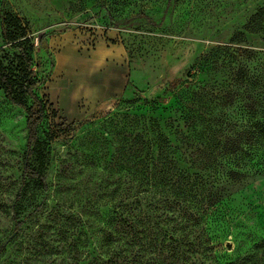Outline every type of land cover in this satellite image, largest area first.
Returning <instances> with one entry per match:
<instances>
[{
	"label": "rangeland",
	"instance_id": "374dc122",
	"mask_svg": "<svg viewBox=\"0 0 264 264\" xmlns=\"http://www.w3.org/2000/svg\"><path fill=\"white\" fill-rule=\"evenodd\" d=\"M7 12L27 25L34 74L47 78L37 90L49 104L38 134L47 189L23 183L26 114L0 91V264L133 259L130 207L151 215L143 193L165 171L191 182L216 172L220 191L213 208L189 200L175 212L177 235L214 248L185 247L177 264H264V150L259 139L256 153L230 150L264 121V0H0Z\"/></svg>",
	"mask_w": 264,
	"mask_h": 264
},
{
	"label": "trees",
	"instance_id": "16d2710c",
	"mask_svg": "<svg viewBox=\"0 0 264 264\" xmlns=\"http://www.w3.org/2000/svg\"><path fill=\"white\" fill-rule=\"evenodd\" d=\"M0 19L4 43L13 50L9 61L0 60V91L8 102L19 107L26 114L28 142L25 152L23 183L29 180L38 189L46 190V172L43 167L46 157L38 134L39 127L47 117L49 104L38 95L37 90L47 82V78L38 79L34 74L31 56L33 43L29 37L27 25L18 16L9 12L0 14ZM250 32L255 33L256 30L250 29ZM240 36V33H234L230 43L239 44ZM237 57L236 53L229 54L231 60H235ZM234 76L243 85H247L253 80L250 71L243 66L237 67ZM127 84H129V80ZM75 124V122L70 123L68 128L75 129ZM242 136L246 137L242 141L232 142L230 150H240L242 155L256 153V144L253 143L255 139H259V149L264 150V121L257 122L251 129L244 131ZM31 158L36 159L39 163L38 167L31 165ZM203 161L206 168L217 167L216 159L211 156L203 158ZM215 173L206 176L196 175L194 182H191L192 176L190 175L181 173L174 175L165 171L160 179V187L154 186L143 193L148 197L150 206L148 210L151 215L142 217V209L138 201H134L130 207L131 216L125 226L132 245L140 246L139 253L133 259H129L126 255L117 252L112 259L102 264H177L179 256H182L184 252L182 249L185 247L192 249L194 245L204 249L207 253L213 252L214 248L206 239L196 237L191 241L177 235L179 223L175 212L189 200L191 202L196 200L197 203H205L207 207L213 208L220 198V191L215 190L214 185L212 186L217 180ZM227 175L238 179L244 176L234 170H230ZM208 180H211L210 188H207ZM191 218L192 216H190ZM196 220L198 222L197 218ZM20 224L18 223V226ZM164 253L166 256L163 255Z\"/></svg>",
	"mask_w": 264,
	"mask_h": 264
},
{
	"label": "bare ground",
	"instance_id": "6f19581e",
	"mask_svg": "<svg viewBox=\"0 0 264 264\" xmlns=\"http://www.w3.org/2000/svg\"><path fill=\"white\" fill-rule=\"evenodd\" d=\"M65 82V81H64ZM62 85V84H61Z\"/></svg>",
	"mask_w": 264,
	"mask_h": 264
}]
</instances>
